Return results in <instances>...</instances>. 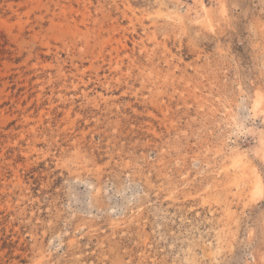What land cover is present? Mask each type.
I'll list each match as a JSON object with an SVG mask.
<instances>
[{
    "label": "rangeland",
    "instance_id": "obj_1",
    "mask_svg": "<svg viewBox=\"0 0 264 264\" xmlns=\"http://www.w3.org/2000/svg\"><path fill=\"white\" fill-rule=\"evenodd\" d=\"M262 79L264 0H0V264H264Z\"/></svg>",
    "mask_w": 264,
    "mask_h": 264
},
{
    "label": "snow or ice",
    "instance_id": "obj_2",
    "mask_svg": "<svg viewBox=\"0 0 264 264\" xmlns=\"http://www.w3.org/2000/svg\"><path fill=\"white\" fill-rule=\"evenodd\" d=\"M247 88L249 93L254 94L257 97V105L253 108L251 105L244 107L241 110L240 120L243 123L252 122L255 120L259 121L260 128L264 130V79L260 81L255 80H246L241 87V94L243 96V89ZM255 113V115H253ZM241 125H237L239 128ZM248 134V129L245 128V131L240 133L241 136ZM261 143H264V131L261 132ZM261 165V168L264 169V157L258 161ZM253 199L264 200V182L258 184L255 188ZM264 223V220H262ZM251 233H249V236Z\"/></svg>",
    "mask_w": 264,
    "mask_h": 264
},
{
    "label": "bare ground",
    "instance_id": "obj_3",
    "mask_svg": "<svg viewBox=\"0 0 264 264\" xmlns=\"http://www.w3.org/2000/svg\"><path fill=\"white\" fill-rule=\"evenodd\" d=\"M202 2V1H201ZM197 3V2H196ZM198 8V7H197ZM196 10V9H195ZM190 13V12H189ZM176 20H178V21H182V18H181V16H179V15H177L176 16ZM255 98V97H254ZM256 105H257V97L253 100V104H252V107L253 108H255L256 107ZM255 114V113H254ZM264 147V146H263ZM224 149V148H223ZM220 150V149H219ZM218 152V151H217ZM221 152V151H220ZM262 153V155L261 156H263L264 157V148H262V151H261ZM232 153V152H231ZM239 154V153H238ZM241 156V155H240ZM240 156H239V158H240ZM235 157H236V155H235ZM234 157V158H235ZM238 157V156H237ZM238 159V158H237ZM242 159V158H241ZM234 160V159H233ZM237 161V160H236ZM237 163H239V161L237 162ZM242 163V162H241ZM234 164H236V163H234ZM253 168V167H252ZM249 169V168H248ZM253 170V169H252ZM254 171V170H253ZM244 173H246V172H244ZM248 173V172H247ZM251 173H253L254 174V172H251ZM255 175V174H254ZM248 176V175H247ZM256 176V179H251V183H250V185H249V190H250V198H251V200L252 201H255V200H257V199H253V196H254V192H255V188H256V186L258 185V184H260L261 183V180H260V178H259V176L258 175H255ZM255 176L253 177V178H255ZM248 177H250V175L248 176ZM245 182V181H244ZM247 182V181H246ZM245 182V183H246ZM248 184V183H247ZM245 187V186H244ZM248 190V189H247ZM230 209V208H229ZM228 211V210H227Z\"/></svg>",
    "mask_w": 264,
    "mask_h": 264
}]
</instances>
